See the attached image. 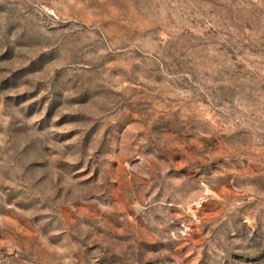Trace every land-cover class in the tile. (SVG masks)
Here are the masks:
<instances>
[{
  "label": "rangeland",
  "instance_id": "1",
  "mask_svg": "<svg viewBox=\"0 0 264 264\" xmlns=\"http://www.w3.org/2000/svg\"><path fill=\"white\" fill-rule=\"evenodd\" d=\"M0 264H264V0H0Z\"/></svg>",
  "mask_w": 264,
  "mask_h": 264
}]
</instances>
